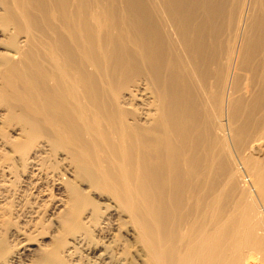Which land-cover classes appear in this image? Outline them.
I'll list each match as a JSON object with an SVG mask.
<instances>
[{
    "label": "bare ground",
    "instance_id": "1",
    "mask_svg": "<svg viewBox=\"0 0 264 264\" xmlns=\"http://www.w3.org/2000/svg\"><path fill=\"white\" fill-rule=\"evenodd\" d=\"M0 264H264V0H0Z\"/></svg>",
    "mask_w": 264,
    "mask_h": 264
},
{
    "label": "rangeland",
    "instance_id": "2",
    "mask_svg": "<svg viewBox=\"0 0 264 264\" xmlns=\"http://www.w3.org/2000/svg\"><path fill=\"white\" fill-rule=\"evenodd\" d=\"M241 169H242V170H241ZM241 169H239V171H238V172H239L238 175H241V174L243 175V176H242V175L239 176L240 178L242 177L241 180H240V184L243 183L242 185H243V186L245 185L246 187H247V185H248V187H250V188L252 189V184H251V180H250L251 177L248 176V173L244 170V168H241ZM242 179H243V181H242ZM244 179H245V180H244ZM245 183H246V184H245ZM245 186H244V188H246Z\"/></svg>",
    "mask_w": 264,
    "mask_h": 264
}]
</instances>
